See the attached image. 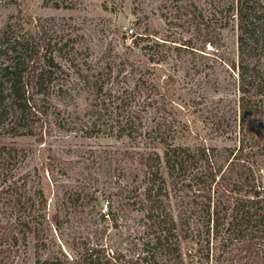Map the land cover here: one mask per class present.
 I'll use <instances>...</instances> for the list:
<instances>
[{
  "label": "trees",
  "instance_id": "obj_1",
  "mask_svg": "<svg viewBox=\"0 0 264 264\" xmlns=\"http://www.w3.org/2000/svg\"><path fill=\"white\" fill-rule=\"evenodd\" d=\"M46 1L73 6L65 0ZM207 3L213 7L208 18L195 1L189 3L199 23L235 25L238 31L239 58L227 62L230 80L224 84H234L238 94L235 122L227 124L238 131L234 143L222 147L204 140L195 146L178 143L171 124L150 121L153 112L168 109L170 76L162 86L160 106L149 108V100H156L152 94L159 93L154 82L141 78L134 85L118 86L117 81L114 90L107 88L111 77L101 71L82 74L68 85L70 73L44 30L35 36L17 16L0 29V136L36 135L43 142L57 125L82 131L85 137H125L124 148L116 149L123 157L120 173L101 215L116 226L126 224L131 237L126 246H108L102 230L89 225L68 247L57 242L49 230L60 231L69 218L49 220V196L40 173L53 185L56 175H67L69 167L51 154L32 174L25 170L28 151L0 141V264H14L30 236L35 264H264V141L257 132L264 119V0ZM146 37L136 33L134 44ZM86 86L95 94L96 117L78 122L70 112H61L54 96L73 98V92ZM220 110L219 128L228 115L226 107ZM82 187L79 183L64 191V209L87 203ZM46 249L51 252L43 257Z\"/></svg>",
  "mask_w": 264,
  "mask_h": 264
},
{
  "label": "rangeland",
  "instance_id": "obj_2",
  "mask_svg": "<svg viewBox=\"0 0 264 264\" xmlns=\"http://www.w3.org/2000/svg\"><path fill=\"white\" fill-rule=\"evenodd\" d=\"M65 1L73 6L56 7L46 0H0V29L17 16L26 20L29 32L35 36L44 30L57 59L70 73L68 85L78 82L82 74L95 75L101 71L111 77L107 88L114 90L120 85H134L141 78L154 82L159 93L152 94L156 100H149L152 103L149 108L160 106L162 86L170 76L173 94L168 109L153 112L150 121L171 124L177 130L178 143L195 146L204 140L219 147L234 143L232 137L238 128L227 124L235 122L238 94L234 84L230 87L224 84L230 80L227 62L239 58L235 25L219 28L215 22L210 26L199 23L198 12L189 7L191 0ZM193 1L203 8L206 18L213 15V7L207 0ZM136 33L147 35L138 45L134 44ZM128 59L137 65L132 67ZM73 94V98L54 96L61 112H70L78 122L95 119L97 101L92 89L86 86ZM221 107H226L228 115L219 128ZM54 111L57 112L55 108ZM257 132L264 141V119ZM0 141L28 151L25 170L32 174L45 166L51 154L58 156L57 163L61 166L69 167L67 175H56L58 182L53 185L40 173L49 196V220L54 222L59 216L69 218L60 231L49 230L48 234L55 236L57 242L60 239L68 247L73 237L87 231L89 225H97L106 245L128 244L131 237L126 224L116 226L101 215L107 211L109 191L120 173L123 157L116 149L124 148L125 137L119 139L103 133L85 137L82 131H66L55 125L54 133L43 142L37 141L36 135L0 136ZM79 183H84L87 203L64 209L61 201L64 191L74 190ZM29 239L14 264H35V240L32 236ZM50 252L43 250V257Z\"/></svg>",
  "mask_w": 264,
  "mask_h": 264
}]
</instances>
